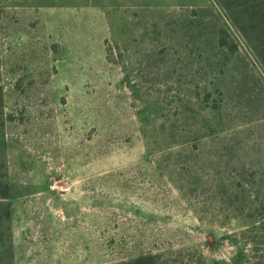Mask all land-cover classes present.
Wrapping results in <instances>:
<instances>
[{
  "label": "rangeland",
  "instance_id": "rangeland-1",
  "mask_svg": "<svg viewBox=\"0 0 264 264\" xmlns=\"http://www.w3.org/2000/svg\"><path fill=\"white\" fill-rule=\"evenodd\" d=\"M258 1L0 0L14 264L144 253L157 264H264V61L222 6ZM203 7L232 33L254 88L249 104L230 101L234 119L219 97L205 100L211 75L189 76L194 92L183 93L126 74L157 44L165 66L181 59L168 45L177 19Z\"/></svg>",
  "mask_w": 264,
  "mask_h": 264
},
{
  "label": "trees",
  "instance_id": "trees-1",
  "mask_svg": "<svg viewBox=\"0 0 264 264\" xmlns=\"http://www.w3.org/2000/svg\"><path fill=\"white\" fill-rule=\"evenodd\" d=\"M228 16L240 30L242 36L256 49L264 61V0L247 8L235 5H224ZM214 10V11H213ZM178 15V14H177ZM207 15V16H206ZM207 18V20H205ZM179 36L170 40L168 45L178 47L179 57L176 62L163 64V49L160 44L154 46L145 53L146 66L132 74L131 69L126 74L133 81V77L151 83L156 80H167L170 83L177 82L179 90L183 93L194 92V88L186 86L187 78L194 74L211 75L205 100L208 97H219L222 100L221 109L225 110L228 118L234 119L241 115L239 109L232 108L230 101L245 99L249 104L254 98V88L249 80L245 81L244 74L239 70L237 56L238 45L230 30L221 23V19L214 8L203 7L199 13H194L184 22L177 19ZM155 42H159L156 39ZM162 42V41H161ZM185 50V52L183 51ZM184 53H180V52ZM228 54L232 55L228 58ZM161 60L156 66H149L151 61ZM187 61V62H186ZM185 78L184 81H182ZM158 80V81H159ZM207 82V81H206ZM140 84V83H139ZM174 85L170 84L171 90ZM197 95L200 93L197 92ZM240 104V103H239ZM4 106H0V112ZM4 115V114H3ZM3 122L5 118L3 117ZM6 149L0 150V264H14V240H13V200L18 192L14 182L8 175V160ZM158 254L144 253L120 264H157ZM166 264V263H161Z\"/></svg>",
  "mask_w": 264,
  "mask_h": 264
}]
</instances>
